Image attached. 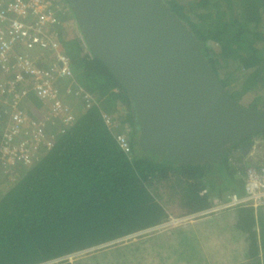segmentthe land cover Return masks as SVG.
Wrapping results in <instances>:
<instances>
[{
    "label": "trees",
    "instance_id": "1",
    "mask_svg": "<svg viewBox=\"0 0 264 264\" xmlns=\"http://www.w3.org/2000/svg\"><path fill=\"white\" fill-rule=\"evenodd\" d=\"M165 2L202 43L201 53L229 96L238 100L252 93L247 105L264 109V0ZM71 12L59 15L60 21L72 17ZM56 29L62 33L59 23ZM86 45L76 38L61 41L74 80L97 104L84 108L80 99L67 95L65 102L75 113L72 126L63 133L52 130L51 148L28 166L15 162L8 172L14 180L0 173L7 181L0 176V264H49L73 251L158 225L169 216L197 214L227 195L239 196L240 173L249 163L242 149L254 138L264 142V132L247 135L226 147L220 161L187 164L141 150L126 90ZM16 51L25 53L18 47ZM22 103L39 117L34 96L29 93ZM5 108L0 104V112ZM100 111L118 119L112 132ZM5 120L6 114L0 120V137ZM126 126L128 153L114 138ZM236 225L247 233V251L255 255L252 209L238 212Z\"/></svg>",
    "mask_w": 264,
    "mask_h": 264
},
{
    "label": "water",
    "instance_id": "2",
    "mask_svg": "<svg viewBox=\"0 0 264 264\" xmlns=\"http://www.w3.org/2000/svg\"><path fill=\"white\" fill-rule=\"evenodd\" d=\"M92 53L124 87L143 151L180 163L220 161L264 132V109L226 92L202 43L165 0H67Z\"/></svg>",
    "mask_w": 264,
    "mask_h": 264
},
{
    "label": "built area",
    "instance_id": "3",
    "mask_svg": "<svg viewBox=\"0 0 264 264\" xmlns=\"http://www.w3.org/2000/svg\"><path fill=\"white\" fill-rule=\"evenodd\" d=\"M66 10L62 0H5L0 5V104L6 106L0 112V120L6 114L0 137V170L6 177H14L8 172L15 162L28 166L51 148L52 130L63 133L72 126L75 113L65 102L67 95L80 99L84 108L97 104L96 98L74 80L70 59L61 47L62 40L76 38L87 49L79 27L74 35L65 32L71 20L75 21L74 16L60 21ZM58 23L63 28L60 34ZM17 47L25 53H17ZM29 93L40 104L39 117L29 114L22 103ZM100 116L111 132L119 125L112 114L100 111ZM128 133L126 126L114 135L125 153L129 152ZM240 176L242 194L227 195L204 214L239 205H264V162L246 164ZM193 216L168 217L163 226L188 221Z\"/></svg>",
    "mask_w": 264,
    "mask_h": 264
},
{
    "label": "crops",
    "instance_id": "4",
    "mask_svg": "<svg viewBox=\"0 0 264 264\" xmlns=\"http://www.w3.org/2000/svg\"><path fill=\"white\" fill-rule=\"evenodd\" d=\"M243 151L246 161L255 164L264 162L262 139L254 140ZM248 209H252L254 220L253 230L257 244L255 255L247 251V233L239 230L236 225L238 212ZM198 213L189 215L196 217L183 224L185 231L182 241H171L165 237L158 245V238L154 237V245L138 247L137 241L142 239L138 238L141 236H137L136 231L73 251L63 260L69 264H264V205H239L213 213Z\"/></svg>",
    "mask_w": 264,
    "mask_h": 264
},
{
    "label": "rangeland",
    "instance_id": "5",
    "mask_svg": "<svg viewBox=\"0 0 264 264\" xmlns=\"http://www.w3.org/2000/svg\"><path fill=\"white\" fill-rule=\"evenodd\" d=\"M63 5L67 9L68 12L69 11L71 12V9L67 7V3L66 2L63 1ZM70 15H72V14H70ZM70 18H72V17H70ZM75 21L74 20L73 21L71 20L70 28L67 27V29H65V32L67 31V34L74 35L76 33V30L78 29V26L77 27H75V26L73 27V24H76L77 23V22L75 23ZM251 97H253V94L252 93H246V94L242 95L237 101H239V102L247 105L249 103V101H251V99H252ZM254 140H258L259 141L260 139L254 138ZM246 148H247V146L243 147L242 150H246ZM0 173H2L1 170H0ZM0 176H1V174H0ZM1 179H3L2 176H1ZM7 179L8 180H14L15 178L14 177L13 178L12 177H7ZM4 181L7 182L6 180H4ZM165 222H163V223H165ZM185 222H187V221H182L180 223L171 224L169 226H165V225L163 226V223H160L158 225H154V226H151V227H147L146 229L139 230V231H137V236H141V237H138V238H141L142 240L137 241L138 242L137 243V246L138 247H141V246L154 245L155 242L152 239L154 237H157L158 240H160V241H158V240L156 241L158 243V245L161 244L160 242L165 237H168L171 241H175V240H178V239L180 241H182L183 240L182 234L185 231L184 228H183L184 227L183 224ZM166 233H168L170 235H166Z\"/></svg>",
    "mask_w": 264,
    "mask_h": 264
},
{
    "label": "clouds",
    "instance_id": "6",
    "mask_svg": "<svg viewBox=\"0 0 264 264\" xmlns=\"http://www.w3.org/2000/svg\"><path fill=\"white\" fill-rule=\"evenodd\" d=\"M67 3V5H68V7L70 8V6H69V4H68V2H66ZM73 16H74V14H73ZM75 20H76V18H75ZM77 22V21H76ZM78 25V24H77ZM79 27V26H78ZM249 163H251V162H249ZM253 164H255V163H253ZM217 205V204H216ZM213 206H215V205H212L211 207H213ZM210 207V208H211ZM206 210H208V209H206ZM206 210H204V211H202V212H200V213H198L199 215L201 214V213H203L204 214V212L206 211ZM196 215V214H195ZM194 215V216H195ZM193 216V217H194ZM168 220V219H167ZM166 220V221H167ZM70 256V254H68V255H64V257L65 258H62L63 256H60L59 258H55V259H53V260H51V261H48V262H46V263H49V264H53V263H56V262H58V261H61V260H63V259H67L68 257ZM43 264H45V263H43Z\"/></svg>",
    "mask_w": 264,
    "mask_h": 264
}]
</instances>
